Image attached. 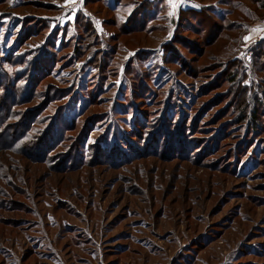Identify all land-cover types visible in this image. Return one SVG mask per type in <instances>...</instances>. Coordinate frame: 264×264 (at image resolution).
Instances as JSON below:
<instances>
[{"label":"rangeland","instance_id":"1","mask_svg":"<svg viewBox=\"0 0 264 264\" xmlns=\"http://www.w3.org/2000/svg\"><path fill=\"white\" fill-rule=\"evenodd\" d=\"M80 1L0 0V264H264V0Z\"/></svg>","mask_w":264,"mask_h":264},{"label":"trees","instance_id":"2","mask_svg":"<svg viewBox=\"0 0 264 264\" xmlns=\"http://www.w3.org/2000/svg\"><path fill=\"white\" fill-rule=\"evenodd\" d=\"M98 1H104V3H106V1H110V0H98ZM254 1V4L255 3H260L261 2V0H253ZM91 2V0H86V5H88L89 3ZM145 3H147L148 4V1L146 0L145 1ZM232 3V2H231ZM109 4H114V2H109ZM242 2H240V1H238L237 2V4H235V8H238V7H242ZM243 7H245L244 5H243ZM142 9H144V7L142 8V6H139L138 7V10L137 11H140V10H142ZM209 10V9H208ZM260 10H264V3H261L260 4ZM142 11H146L145 9L144 10H142ZM203 13H205V10H201V12H197L196 10H190V9H181L180 10V14H179V23H182L183 22V19H184V17H187V18H189V16L190 15H198V14H203ZM142 16H143V13H142ZM133 21V20H132ZM132 21H130V23L132 22ZM129 23V24H130ZM190 25V27L192 28V23H190L189 24ZM229 37L230 36H227L226 35V38L227 39H229ZM244 37V36H243ZM244 39V38H243ZM242 40V39H241ZM258 51L259 52H257V61L255 62V64L257 65V67H259V69H260V71L263 73V75H264V42H262L260 45H259V48H258ZM263 58V59H262ZM224 69H223V73H224V71H225V69L227 68V66L226 67H223ZM222 69V68H221ZM233 70L234 69H232V71L230 72V74L228 75L229 76V78H230V81H233L234 83H235V80H236V78H237V74L235 73V74H233L232 75V72H233ZM234 73V72H233ZM243 88L241 87L240 88V93H239V95L238 96H236L237 98H238V100H241V102H242V104L245 106V101L244 100H242L243 99V97H244V92H245V90H242ZM236 94H238V93H236ZM242 98V99H241ZM257 113L258 112H255V116L257 115Z\"/></svg>","mask_w":264,"mask_h":264},{"label":"crops","instance_id":"3","mask_svg":"<svg viewBox=\"0 0 264 264\" xmlns=\"http://www.w3.org/2000/svg\"><path fill=\"white\" fill-rule=\"evenodd\" d=\"M159 1V0H158ZM84 6L86 5V0H81L80 1ZM166 2V3H165ZM165 2H164V0H163V5H164V7L165 8H167L168 7V5L170 6V7H173L174 8V10H175V16L173 17L175 20H176V22L179 20V14H180V10L181 9H186L188 6H190L191 5V2H190V0H172V2L170 3L169 2V0H165ZM263 24H260V28L262 29V27H263V29H264V21L262 22ZM256 37V36H255ZM262 37H264V35H262ZM257 38V37H256ZM255 39V38H254Z\"/></svg>","mask_w":264,"mask_h":264},{"label":"snow or ice","instance_id":"4","mask_svg":"<svg viewBox=\"0 0 264 264\" xmlns=\"http://www.w3.org/2000/svg\"><path fill=\"white\" fill-rule=\"evenodd\" d=\"M66 2H67V3H75V0H66ZM169 2L171 3L172 0H169ZM256 30H257V31H262V30H264V29H260V28H258V29H256ZM244 39H245V40H248V39H250V37H249V36H245Z\"/></svg>","mask_w":264,"mask_h":264}]
</instances>
